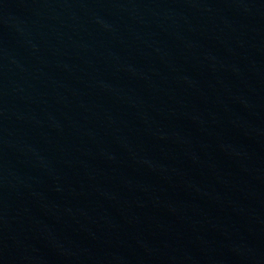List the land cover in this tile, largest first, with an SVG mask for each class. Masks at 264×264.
Here are the masks:
<instances>
[{
  "label": "water",
  "instance_id": "95a60500",
  "mask_svg": "<svg viewBox=\"0 0 264 264\" xmlns=\"http://www.w3.org/2000/svg\"><path fill=\"white\" fill-rule=\"evenodd\" d=\"M264 197V0H105Z\"/></svg>",
  "mask_w": 264,
  "mask_h": 264
}]
</instances>
